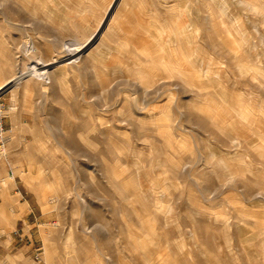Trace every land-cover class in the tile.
<instances>
[{
    "label": "rangeland",
    "instance_id": "rangeland-1",
    "mask_svg": "<svg viewBox=\"0 0 264 264\" xmlns=\"http://www.w3.org/2000/svg\"><path fill=\"white\" fill-rule=\"evenodd\" d=\"M172 12L196 63L160 42ZM54 55L65 73L37 78ZM163 55L187 76L156 80ZM5 80L0 264H264V16L236 0H0Z\"/></svg>",
    "mask_w": 264,
    "mask_h": 264
},
{
    "label": "bare ground",
    "instance_id": "bare-ground-1",
    "mask_svg": "<svg viewBox=\"0 0 264 264\" xmlns=\"http://www.w3.org/2000/svg\"><path fill=\"white\" fill-rule=\"evenodd\" d=\"M121 2L122 0H118V2ZM240 5H241V7H243V8H246V9H249V10H251V11H253V12H256V13H258V14H261L262 16H264V4H262V3H259V2H257V1H254V0H236ZM64 4V3H63ZM125 4V3H124ZM126 5V4H125ZM111 8V7H110ZM109 8V9H110ZM220 8H221V11L223 12V13H226L227 12V9H228V4H227V2H225V1H222L221 3H220ZM83 9L84 8H81V9H77V10H79V11H83ZM87 11V10H86ZM88 12V11H87ZM173 13V16L174 15H177L178 14V19L176 20V18H173L171 21H172V23H173V26H174V30H173V32H172V35H170L167 39H165V40H159L158 38V40L161 42V44L164 46V49H167L168 50V47H171L172 46V44H176L179 48H181V49H183V54H184V57L186 58L185 60L186 61H190V62H194V63H196V62H198V57H197V53H198V49H200V44H195L194 45V42H195V40H194V38H195V35H194V33L193 34H184V32H182V31H180V28H181V26H182V24H184V22H182L181 21V16H180V13L179 12H172ZM177 13V14H176ZM103 18H105V17H103ZM108 20V19H107ZM171 23V24H172ZM110 25H112V24H110ZM165 26V25H164ZM239 26V25H238ZM70 27V26H69ZM107 27H109V26H107ZM106 27V28H107ZM166 27V26H165ZM64 28V27H63ZM98 28V27H97ZM72 30V29H71ZM104 31H105V29H104ZM107 31H109V30H107ZM69 33V32H68ZM95 33H92V34H90L89 36H87L84 40H80V39H78L77 37H74L73 35H72V40H73V43H72V45H71V47H70V49L69 50H67V53L70 55H73V49H75V50H79L80 51V53L82 54V55H84L85 54V52L86 51H88L89 49H86V47L87 46H89L90 45V43H91V41L95 38V35H94ZM100 34V33H99ZM162 34H164V33H162ZM162 34H160L162 37H163V35ZM94 35V36H93ZM104 35V34H103ZM194 35V36H193ZM134 36V35H133ZM151 36H153V35H151ZM160 36V37H161ZM193 36V37H192ZM104 37V36H103ZM191 37H192V39H191ZM98 40H100V44H99V46H98V49L96 50V53L95 54H93L94 55V57H102L103 55H104V50L101 48V46H102V38H101V35L98 37ZM130 40V39H129ZM102 43V44H101ZM194 45V46H193ZM95 46H96V44H95ZM93 47V46H92ZM126 47V46H125ZM160 48H161V46H160ZM159 48V49H160ZM167 50H165L166 52H168ZM171 50V49H170ZM178 50V49H177ZM91 53V52H90ZM180 53V52H179ZM86 55V54H85ZM161 56V55H160ZM175 56V55H174ZM93 57V56H92ZM235 58H237V56L235 57ZM239 59V58H238ZM60 61V64H57V62H59ZM127 61V60H126ZM157 61V60H156ZM236 61H237V59H236ZM55 62H56V64H55ZM153 63H159V68L160 69H163V72H162V75L161 76H159L157 79L155 78V75L153 74V72H148V74L149 75H151V77L153 78V79H156V80H159V79H161V78H164L165 77V75L167 76H176V77H179V79L180 78H185L186 76H187V74L185 73V69L183 68V61L182 60H180V59H177V58H173V57H170L169 55L168 56H166V55H163L162 57H160V59H158V62H153ZM74 64V63H73ZM116 66V65H115ZM258 66V65H257ZM43 67V69H38V71H37V73L35 74V76L37 77V78H43V79H47V73H54V71H57V69H60V71L61 72H64L65 73V71H66V65H65V63H63L60 59H59V57H57V56H52L51 58H50V60H49V62L48 63H46V64H44V66H42ZM156 67V66H155ZM120 68V67H119ZM158 68V69H159ZM116 68L114 67V70H115ZM239 71L242 73V74H252L253 76H256V75H260L261 73L259 72V70H256V68H254L253 66H251V65H249V64H246V63H240L239 64ZM60 72V73H61ZM204 73L202 74V77L204 78V79H208V80H210V79H213L214 77H213V73L209 70V69H206L205 71H203ZM165 74V75H164ZM218 76L220 75V74H217ZM251 75V76H252ZM20 76H25V74H21ZM19 76V77H20ZM201 76V75H200ZM99 77V73H97V71H96V78H98ZM100 77H101V75H100ZM259 77V76H258ZM258 77H256L257 79H259ZM25 79H27V78H25ZM104 79V78H103ZM112 79V78H111ZM175 79H177V78H175ZM162 80V79H161ZM195 80V79H194ZM196 80H197V78H196ZM199 80V79H198ZM23 81V80H22ZM21 81V82H22ZM155 81V80H154ZM163 82L165 81V80H162ZM167 81V80H166ZM165 81V82H166ZM6 80L5 81H2V82H0V90H2L3 88H4V86H5V84H6ZM105 82V81H104ZM11 83V82H10ZM106 83V82H105ZM168 83V82H167ZM202 83V82H201ZM12 84V83H11ZM27 84H28V82L27 83H25V86H27ZM161 84V83H160ZM203 84V83H202ZM8 85V84H7ZM167 85V84H166ZM12 86V85H11ZM105 86V85H104ZM197 86V85H196ZM104 88V87H103ZM106 89V88H105ZM142 89L144 90V92H146V91H148L147 90V87H142ZM173 97V96H172ZM225 103H227V106H226V104L224 105V104H222L221 103V105H223V106H225V107H227V108H230V110L232 111L233 110V106L227 101V100H225L224 101ZM145 104H147V103H145ZM201 104V103H200ZM206 104V103H205ZM239 105V104H238ZM229 106V107H228ZM243 107V106H242ZM199 108H200V106H199ZM202 109V108H201ZM223 110V109H222ZM225 110V109H224ZM228 110V109H227ZM227 110H225V112H227ZM203 111V110H202ZM230 111V112H231ZM241 111V110H240ZM206 112V111H205ZM239 112V111H238ZM237 112V113H238ZM210 114V113H209ZM209 114H208V116H209ZM226 114V113H225ZM229 114V113H228ZM227 114V115H228ZM236 114V113H235ZM154 115V114H153ZM213 115V114H212ZM218 115V114H217ZM220 115V114H219ZM237 115V114H236ZM238 115L240 116V118L242 119V121H243V124L244 125H246L247 123H251L252 121H253V119H252V117L251 116H249V114H248V112L247 111H241L240 113H238ZM213 117V116H212ZM211 118V117H210ZM221 119V118H220ZM238 121V120H237ZM240 122V121H239ZM236 125V124H235ZM234 125V126H235ZM240 125H241V123H240ZM239 125V126H240ZM231 129V128H230ZM252 134V133H251ZM253 136V135H252ZM232 140L234 141V140H236V137H234L233 136V138H232ZM240 143V142H239ZM259 147H264V145L262 144V142L258 145ZM213 155H215V154H213ZM213 158V157H212ZM240 159V158H239ZM241 161V163H244L245 161L244 160H240ZM255 162V161H254ZM247 164V163H246ZM263 194V193H262ZM7 229V228H6Z\"/></svg>",
    "mask_w": 264,
    "mask_h": 264
},
{
    "label": "built area",
    "instance_id": "built-area-1",
    "mask_svg": "<svg viewBox=\"0 0 264 264\" xmlns=\"http://www.w3.org/2000/svg\"><path fill=\"white\" fill-rule=\"evenodd\" d=\"M3 126H4V122H3V119L0 118V133L2 132L3 130ZM37 259H39L38 255H36Z\"/></svg>",
    "mask_w": 264,
    "mask_h": 264
}]
</instances>
